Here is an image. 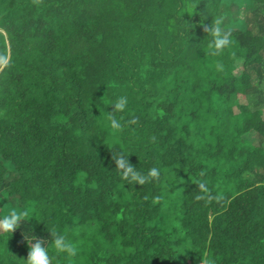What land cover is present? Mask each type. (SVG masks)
<instances>
[{"label":"trees","instance_id":"obj_1","mask_svg":"<svg viewBox=\"0 0 264 264\" xmlns=\"http://www.w3.org/2000/svg\"><path fill=\"white\" fill-rule=\"evenodd\" d=\"M263 109L264 0H0V217L29 214L0 264L53 226L78 252L52 264H264Z\"/></svg>","mask_w":264,"mask_h":264},{"label":"clouds","instance_id":"obj_2","mask_svg":"<svg viewBox=\"0 0 264 264\" xmlns=\"http://www.w3.org/2000/svg\"><path fill=\"white\" fill-rule=\"evenodd\" d=\"M34 5L43 4V0H32ZM193 9L197 5L191 6ZM223 18H216L211 24L203 25V30L211 39L208 41L207 48L212 55H220L225 48L231 44V32L226 31L222 27ZM218 68H222L221 64H217ZM126 107V98H118L112 105L113 110L107 113V119L110 127L115 131L122 130L121 122L116 119L115 113L124 111ZM155 140V137L152 138ZM111 159L115 162V170L120 175L121 179L131 185H144L152 182L159 177V169L153 167L145 174L137 170L129 160L128 156L123 153H111ZM197 196V199H201ZM147 199V197H145ZM158 198H154L157 202ZM27 211H18L12 209L3 217H0V235H12L13 232L21 227V223L28 218ZM50 239L39 238L35 235L31 239L24 237L27 242L29 251L27 258H21L22 264H52L53 257L50 255V250L54 251L57 257H75L77 255V247L68 239L67 234L58 230L56 226L48 228Z\"/></svg>","mask_w":264,"mask_h":264},{"label":"rangeland","instance_id":"obj_3","mask_svg":"<svg viewBox=\"0 0 264 264\" xmlns=\"http://www.w3.org/2000/svg\"><path fill=\"white\" fill-rule=\"evenodd\" d=\"M256 3L255 2H253V3H250V5L248 6V9L249 8H256ZM246 11H247V8L243 5V6H241V8H240V15L241 16H245L246 15ZM234 110L235 111H237V108L235 107V105H234ZM262 117L264 118V109H263V111H262ZM248 136V138H253V136L252 135H250V134H248L247 135ZM1 207V206H0ZM3 207V206H2ZM5 207H9V206H5ZM7 213H5L4 215H6Z\"/></svg>","mask_w":264,"mask_h":264},{"label":"crops","instance_id":"obj_4","mask_svg":"<svg viewBox=\"0 0 264 264\" xmlns=\"http://www.w3.org/2000/svg\"><path fill=\"white\" fill-rule=\"evenodd\" d=\"M3 34L6 35V33L3 31Z\"/></svg>","mask_w":264,"mask_h":264}]
</instances>
